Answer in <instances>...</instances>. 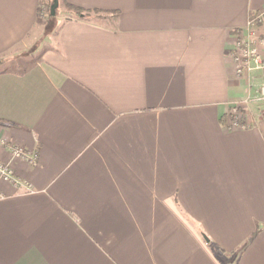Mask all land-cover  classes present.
<instances>
[{"label":"crops","instance_id":"0c3cea01","mask_svg":"<svg viewBox=\"0 0 264 264\" xmlns=\"http://www.w3.org/2000/svg\"><path fill=\"white\" fill-rule=\"evenodd\" d=\"M67 2L0 0V161L37 155L0 180V264H264V102L228 119L264 0Z\"/></svg>","mask_w":264,"mask_h":264},{"label":"built area","instance_id":"2783aa9c","mask_svg":"<svg viewBox=\"0 0 264 264\" xmlns=\"http://www.w3.org/2000/svg\"><path fill=\"white\" fill-rule=\"evenodd\" d=\"M261 26L264 27V9L256 14L246 28L236 31L230 57L234 62L236 74L240 77L252 71H262L264 76V52L260 49L264 47V38L260 39V43L256 42L257 37L259 38L257 29ZM254 100L257 102L264 100V83L259 87ZM228 119L230 128L246 127L248 125L245 121V115L239 112L237 105L230 108ZM10 153L12 157L10 161H0V180L21 187L23 182L15 174L12 164L13 159H23L33 165L37 162V155L20 147H11Z\"/></svg>","mask_w":264,"mask_h":264},{"label":"rangeland","instance_id":"374dc122","mask_svg":"<svg viewBox=\"0 0 264 264\" xmlns=\"http://www.w3.org/2000/svg\"><path fill=\"white\" fill-rule=\"evenodd\" d=\"M58 1H59V5H58V8L56 9V15L50 16L49 0H42L41 5H40V12H39L40 21L42 23L49 24L48 26L52 27V24H53L52 20L56 19L57 16H59L61 10L63 11V9L65 8L64 2L62 0H58ZM257 35L259 36V38L257 37V41L256 40L255 41L257 43H260V41H261L260 39L262 37L264 38V27L263 26H261L260 28L257 29ZM260 49L264 52V47L260 48ZM11 61H12V59H9L8 63L6 62L5 64L0 65V71L1 70H9V69L11 70L14 68H17V69L21 68L20 65H16V64H14V62L12 63ZM258 72L262 73V71H258ZM262 77L264 80L263 73H262ZM251 98L244 99L243 101H240L239 104H236L239 108V112H241L243 115H245V113H246V110H245L246 108L249 109L251 107H256V106H259L260 104H262L264 102V100L262 102H257L255 100H253V97H251ZM233 106H235V105H233Z\"/></svg>","mask_w":264,"mask_h":264},{"label":"trees","instance_id":"16d2710c","mask_svg":"<svg viewBox=\"0 0 264 264\" xmlns=\"http://www.w3.org/2000/svg\"><path fill=\"white\" fill-rule=\"evenodd\" d=\"M62 1L64 2L65 8L68 11L72 12L75 16H77V17H85V16H87V11L86 10L68 3L67 0H62ZM41 2H42V0H41ZM53 3H54V0H49V7H50V12L49 13H50V16H51V7H52Z\"/></svg>","mask_w":264,"mask_h":264},{"label":"water","instance_id":"95a60500","mask_svg":"<svg viewBox=\"0 0 264 264\" xmlns=\"http://www.w3.org/2000/svg\"><path fill=\"white\" fill-rule=\"evenodd\" d=\"M58 5H59V1L54 0V3L52 4V7H51V15L52 16L56 15V9L58 8Z\"/></svg>","mask_w":264,"mask_h":264}]
</instances>
